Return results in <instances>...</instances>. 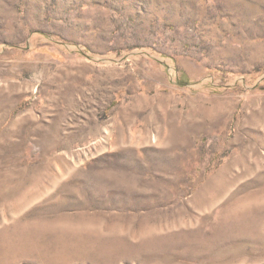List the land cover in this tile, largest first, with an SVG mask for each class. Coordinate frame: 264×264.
<instances>
[{
  "label": "rangeland",
  "instance_id": "rangeland-1",
  "mask_svg": "<svg viewBox=\"0 0 264 264\" xmlns=\"http://www.w3.org/2000/svg\"><path fill=\"white\" fill-rule=\"evenodd\" d=\"M0 264H264V0H0Z\"/></svg>",
  "mask_w": 264,
  "mask_h": 264
}]
</instances>
